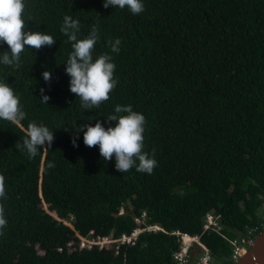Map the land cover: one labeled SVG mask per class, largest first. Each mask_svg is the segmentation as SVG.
I'll return each mask as SVG.
<instances>
[{"label": "trees", "instance_id": "16d2710c", "mask_svg": "<svg viewBox=\"0 0 264 264\" xmlns=\"http://www.w3.org/2000/svg\"><path fill=\"white\" fill-rule=\"evenodd\" d=\"M143 4L132 14L105 8L102 0H25V27L56 40L25 49L19 68L0 65V78L26 112L22 123L0 121L6 221L0 264H173L176 231L199 235L214 263L233 264L232 244L262 231L264 0ZM64 15L79 20L80 38L95 26L93 57L108 53L115 64V87L93 110H83L68 88L64 61L71 48L59 31ZM116 38L119 51L112 52ZM6 48L0 43V51ZM41 87L47 104L39 100ZM117 104L144 115L143 151L156 161L151 172L116 171L114 160L105 161L75 132L77 125L104 123ZM30 122L47 125L54 136L32 158L22 147ZM142 211L165 233H143L117 256L69 245L75 234L129 233ZM208 214L216 232H202Z\"/></svg>", "mask_w": 264, "mask_h": 264}, {"label": "clouds", "instance_id": "9594fccd", "mask_svg": "<svg viewBox=\"0 0 264 264\" xmlns=\"http://www.w3.org/2000/svg\"><path fill=\"white\" fill-rule=\"evenodd\" d=\"M102 4L105 8H126L132 14H138L144 9L143 0H102ZM24 11L25 0H0V43L7 45L6 50L0 51V65L19 68L21 53L25 49L38 50L42 46H51L56 40L45 31L26 28ZM59 31L66 36L71 48L64 61V71L69 77V91L79 98L83 110L98 108L101 102L109 98L116 80L115 64L110 54L102 53L93 57V48L98 40L97 28L92 26L88 34L80 38L79 20L64 15ZM109 43L112 52L119 51V38ZM41 76L48 82L51 73L45 70ZM39 92V100L47 104L49 96L45 89L41 87ZM25 118L26 112L19 96L5 78H0V121L22 123ZM105 118L104 123L97 119L94 124L77 125L75 132L82 131L84 145H95L105 161L114 160V168L118 172L127 171L131 167H135L137 171L151 172L156 161L143 151L144 115L133 110L131 104H117L114 105L113 112ZM53 139V129L43 123L30 122L26 126L22 147L28 157L32 158L40 148H50ZM72 143L75 146V139ZM20 146L18 141L17 147ZM3 195V177H0V196ZM5 223L0 209V226Z\"/></svg>", "mask_w": 264, "mask_h": 264}, {"label": "built area", "instance_id": "2783aa9c", "mask_svg": "<svg viewBox=\"0 0 264 264\" xmlns=\"http://www.w3.org/2000/svg\"><path fill=\"white\" fill-rule=\"evenodd\" d=\"M123 214L121 210L119 215ZM149 217L145 211L140 215L133 217L134 228L129 233H122L115 237L112 233L107 236H96L84 238L75 234L76 240L71 241L69 245H73L76 249L85 250L96 248L99 251H112L117 256L124 247L135 246L141 234H156L158 232L165 233L161 227L148 223ZM68 225V223H66ZM218 226L213 216L208 214L203 224V233L213 231L216 232ZM178 242V248L172 255L173 264H212V256L210 252L200 243L199 235H188L181 232H172ZM253 240L240 241V244L233 245L232 260L236 261L244 247L251 244ZM197 250L200 252L197 253Z\"/></svg>", "mask_w": 264, "mask_h": 264}, {"label": "water", "instance_id": "95a60500", "mask_svg": "<svg viewBox=\"0 0 264 264\" xmlns=\"http://www.w3.org/2000/svg\"><path fill=\"white\" fill-rule=\"evenodd\" d=\"M233 264H264V227L246 250V254Z\"/></svg>", "mask_w": 264, "mask_h": 264}, {"label": "bare ground", "instance_id": "6f19581e", "mask_svg": "<svg viewBox=\"0 0 264 264\" xmlns=\"http://www.w3.org/2000/svg\"><path fill=\"white\" fill-rule=\"evenodd\" d=\"M199 252H200V251L197 250V253H199ZM245 254H246V250L241 251V252H240V255H239V257H238V259L241 258V257H243ZM212 263H213V259H212Z\"/></svg>", "mask_w": 264, "mask_h": 264}, {"label": "rangeland", "instance_id": "374dc122", "mask_svg": "<svg viewBox=\"0 0 264 264\" xmlns=\"http://www.w3.org/2000/svg\"><path fill=\"white\" fill-rule=\"evenodd\" d=\"M253 242V241H252ZM251 244H249V245H247L246 247H244V250H247L248 249V247L250 246ZM212 264H219L218 262H213Z\"/></svg>", "mask_w": 264, "mask_h": 264}]
</instances>
